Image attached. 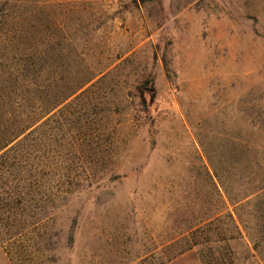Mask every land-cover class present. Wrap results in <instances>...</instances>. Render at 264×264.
<instances>
[{"label": "rangeland", "instance_id": "374dc122", "mask_svg": "<svg viewBox=\"0 0 264 264\" xmlns=\"http://www.w3.org/2000/svg\"><path fill=\"white\" fill-rule=\"evenodd\" d=\"M3 115L39 118L0 162L12 264H202L221 210L264 264V0H0Z\"/></svg>", "mask_w": 264, "mask_h": 264}, {"label": "trees", "instance_id": "16d2710c", "mask_svg": "<svg viewBox=\"0 0 264 264\" xmlns=\"http://www.w3.org/2000/svg\"><path fill=\"white\" fill-rule=\"evenodd\" d=\"M84 83L77 84L72 90L65 93L58 104L63 103L68 97L72 96L79 90ZM29 117L23 115H3L0 116V123L7 126L0 128V162L9 164L17 161L22 162L24 158L23 143L30 133L32 127L36 125L39 118H32V123L28 122ZM15 163V162H14ZM221 211L210 214L197 224L190 226L182 234L183 242L176 253H183L195 247L198 249L199 258L202 264H235V259L230 246L226 240L232 239V236H226L223 230L215 228V221L219 220ZM229 219L232 221L235 229L238 230V225L233 214L227 211ZM224 241L223 245H216ZM215 244V245H214Z\"/></svg>", "mask_w": 264, "mask_h": 264}, {"label": "crops", "instance_id": "0c3cea01", "mask_svg": "<svg viewBox=\"0 0 264 264\" xmlns=\"http://www.w3.org/2000/svg\"><path fill=\"white\" fill-rule=\"evenodd\" d=\"M0 264H12L8 255L2 250H0Z\"/></svg>", "mask_w": 264, "mask_h": 264}]
</instances>
